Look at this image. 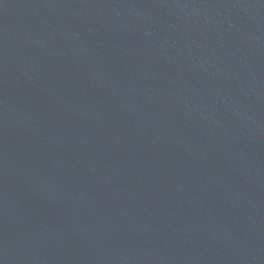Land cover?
Segmentation results:
<instances>
[{"label": "water", "instance_id": "95a60500", "mask_svg": "<svg viewBox=\"0 0 264 264\" xmlns=\"http://www.w3.org/2000/svg\"><path fill=\"white\" fill-rule=\"evenodd\" d=\"M0 264H264V0H0Z\"/></svg>", "mask_w": 264, "mask_h": 264}]
</instances>
